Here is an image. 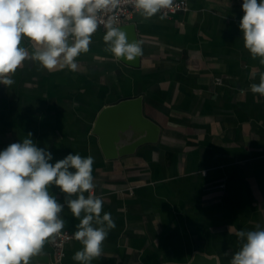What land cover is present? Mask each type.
Here are the masks:
<instances>
[{"label":"crops","instance_id":"0c3cea01","mask_svg":"<svg viewBox=\"0 0 264 264\" xmlns=\"http://www.w3.org/2000/svg\"><path fill=\"white\" fill-rule=\"evenodd\" d=\"M183 1L186 12H137L123 24L142 46L138 67L105 50V29L92 34L76 71L29 59L11 87L0 84V151L31 133L52 163L94 157L101 215L110 212L116 227L91 264H187L196 253L230 264L242 243L235 232L264 227V97L250 91L264 65L244 47L243 0ZM20 46L35 47L27 38ZM137 97L159 140L108 161L92 134L96 118ZM49 191L64 204L59 188ZM60 215L74 233L79 220L66 205ZM49 240L38 255L55 262ZM81 248L68 243L60 263L77 264Z\"/></svg>","mask_w":264,"mask_h":264},{"label":"clouds","instance_id":"9594fccd","mask_svg":"<svg viewBox=\"0 0 264 264\" xmlns=\"http://www.w3.org/2000/svg\"><path fill=\"white\" fill-rule=\"evenodd\" d=\"M131 2L146 19L173 5V0ZM119 4L120 0H0V84L11 87L16 70L29 59L48 71L66 67L76 71V58L89 51L98 28V14ZM242 11L239 28L244 47L264 65V0H243ZM104 27L105 50L114 57L133 62L143 54L141 44L129 42L111 19ZM22 38L34 44L31 53L20 46ZM250 91L264 97V73ZM52 160V153L37 147L31 133L0 151V264H30L46 241L65 228L60 215L65 205L79 220L73 236L82 248L73 261L91 264L103 254V242L116 223L110 212L101 215L103 200L95 195L94 157L70 153L55 163ZM52 186L65 194L64 204L50 193ZM235 235L242 243L231 254L230 264H264V227L239 230Z\"/></svg>","mask_w":264,"mask_h":264},{"label":"water","instance_id":"95a60500","mask_svg":"<svg viewBox=\"0 0 264 264\" xmlns=\"http://www.w3.org/2000/svg\"><path fill=\"white\" fill-rule=\"evenodd\" d=\"M118 28L128 35L129 42L135 41L132 25ZM118 60L131 67H138V58L128 62ZM160 127L143 113L141 97L120 101L100 111L94 123L92 134L98 138L99 147L108 161L134 154L140 147L156 144L160 137ZM30 264H61L53 262L49 255H37ZM171 264V263H170ZM174 264V263H172ZM187 264H218L213 257L196 253Z\"/></svg>","mask_w":264,"mask_h":264},{"label":"built area","instance_id":"2783aa9c","mask_svg":"<svg viewBox=\"0 0 264 264\" xmlns=\"http://www.w3.org/2000/svg\"><path fill=\"white\" fill-rule=\"evenodd\" d=\"M188 4L183 0H173V5L170 8L161 9L159 14L164 17H171L178 13L188 11ZM133 13H137L132 5L131 0H120V4L116 9H105L98 14V30H105L104 24L111 19L115 27L123 25ZM95 32V33H96ZM94 34V33H93ZM72 41V38H69ZM216 84H221V79H215ZM74 233L67 231L65 228L61 233L54 235L49 240L50 247L52 249V255L55 262H61L64 257V248L71 241H77L74 239Z\"/></svg>","mask_w":264,"mask_h":264}]
</instances>
